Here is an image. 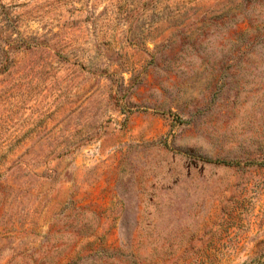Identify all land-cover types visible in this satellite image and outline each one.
I'll return each instance as SVG.
<instances>
[{"label": "rangeland", "instance_id": "1", "mask_svg": "<svg viewBox=\"0 0 264 264\" xmlns=\"http://www.w3.org/2000/svg\"><path fill=\"white\" fill-rule=\"evenodd\" d=\"M0 264H264V0H0Z\"/></svg>", "mask_w": 264, "mask_h": 264}]
</instances>
